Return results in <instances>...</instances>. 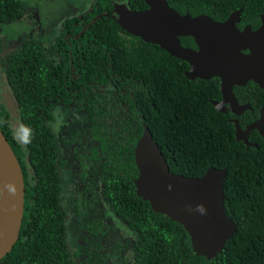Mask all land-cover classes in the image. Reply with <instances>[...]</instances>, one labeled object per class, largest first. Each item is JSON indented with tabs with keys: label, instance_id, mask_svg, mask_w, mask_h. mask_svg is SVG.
<instances>
[{
	"label": "trees",
	"instance_id": "1",
	"mask_svg": "<svg viewBox=\"0 0 264 264\" xmlns=\"http://www.w3.org/2000/svg\"><path fill=\"white\" fill-rule=\"evenodd\" d=\"M88 1H93L92 12L77 27L70 25L66 30L73 37H60L53 47L61 48V60L50 59L34 42L27 44L31 56L21 49L0 59L1 80H6L18 107L15 119L0 89V129L19 162L25 186L19 237L0 264H71L73 255L59 207L55 132L49 121H59L55 113L72 120L70 114L81 108H86L84 117L106 115L99 95L92 93L94 88L83 89L89 85L98 89L108 85V79L115 89L134 97L133 103L126 104L127 117L118 118L106 110L112 123L111 116L116 120L118 146L109 144L112 137L107 145L106 140L101 142L108 151L109 168L103 175L108 207L133 237L136 264H264V139L254 136L256 148L236 143L233 126L211 102L219 98L218 78L189 80L184 76L189 68L185 61L126 33L111 17L94 21L78 36L93 16L110 13L113 0ZM168 4L181 15H205L218 22L241 9L242 21L253 29L264 14V0H168ZM19 6L15 0H0V26L13 20ZM128 6L147 8L143 0H129ZM181 42L196 47L190 37ZM67 90L74 101L88 107L78 102L70 106ZM13 121L23 127L22 134ZM143 124L158 143L170 173L198 178L208 168L226 170L224 207L237 228L213 260L195 256L183 227L154 213L147 201L137 197L133 180L138 172L132 152ZM24 138L30 143L23 144Z\"/></svg>",
	"mask_w": 264,
	"mask_h": 264
},
{
	"label": "water",
	"instance_id": "2",
	"mask_svg": "<svg viewBox=\"0 0 264 264\" xmlns=\"http://www.w3.org/2000/svg\"><path fill=\"white\" fill-rule=\"evenodd\" d=\"M144 3L145 10L134 11L128 2L118 0L110 14L97 15L92 22L103 16L111 17L126 33L185 61L189 69L184 76L189 80L218 78L224 97L232 93L233 86H242L248 79L264 89V14L256 30L247 27L239 32L235 23L241 10L218 22L205 15H181L169 6L168 0H144ZM187 37L193 39L196 49L181 44L180 39ZM4 100L13 118H18L10 93H5ZM17 125L15 122L14 128ZM142 127L133 147L138 172L133 180L137 197L147 201L154 213L183 227L195 256L213 260L237 228L224 207L226 170L208 168L198 178L170 173L151 131L145 124ZM24 197L21 167L0 129V261L18 240Z\"/></svg>",
	"mask_w": 264,
	"mask_h": 264
},
{
	"label": "flooded vegetation",
	"instance_id": "3",
	"mask_svg": "<svg viewBox=\"0 0 264 264\" xmlns=\"http://www.w3.org/2000/svg\"><path fill=\"white\" fill-rule=\"evenodd\" d=\"M15 1L21 5L19 6V12L13 20H8L0 26V45L2 46L0 59L12 51L17 52L25 49L29 47L27 44H33L34 42L41 46L44 52H47L46 55L50 59L61 60V57L58 56L62 51L61 48L53 49L56 46V41L60 40V37L64 40L71 39L73 36L66 34L67 28L70 25L77 27L79 21L86 19L89 13L92 12L93 5V1H87V3L76 6L71 3V0H60L57 10L50 19L46 11L53 0H45V2L38 0L36 3H31L32 0ZM117 1H112V8ZM123 1L128 2V0ZM103 14L108 13L102 12L97 15ZM97 15L83 25L80 33L93 23L92 20ZM235 26L239 32L247 27L254 31L260 26V22L253 29L250 24H245L242 21L240 12L239 21L235 23ZM56 27L60 34L54 38V41L53 31ZM3 28L6 32H3ZM12 29L15 30V33ZM47 35L52 38L49 43H42L37 38H45ZM235 42L237 43V41ZM6 45L7 48H5ZM68 45L71 46L70 43ZM184 47L196 49V47ZM245 53L247 52L245 51ZM69 54L71 57V50ZM70 69H72V63H70ZM1 70L2 62L0 61ZM213 78L203 81H209ZM220 83L219 80L218 90ZM93 88L92 93L99 95L102 110L106 115L99 117L95 114L93 117L90 114L91 116L84 117L83 114H86V108L78 109V113L73 112L70 114L72 120L69 117L62 120L63 134L57 136L55 134L59 207L64 214L66 239L73 255L71 264H136L133 252V237L125 225L119 221L117 215L111 213L108 207L107 187L106 183L103 182V175L109 168L108 151L107 148L103 149L101 142L106 140L105 145H107L108 138L112 137L109 144L118 146L120 137L117 134L118 129L114 122L116 120L113 116L118 118L127 117L128 108L126 109V104L129 105L130 100L133 103L134 97L132 98V93L127 96L122 89H115L111 79H108V85H101L98 89L93 85H89L83 90L89 91ZM0 89H3L5 93L9 92L10 89L5 79ZM66 92L72 98L69 101L70 106L79 103V101H74L72 92L69 90ZM231 92L230 95L227 94L224 97L219 91V98L211 101L216 104V106L213 105V109L217 113L223 114L226 117V122L233 126L236 143L242 144L246 149L256 148L257 143L254 140L258 141V139L254 136L257 135L264 139V89L253 79H248L242 86H233ZM5 93L1 91L3 101V94ZM123 99L125 100L123 101ZM13 101L16 105L14 99ZM61 105L63 104L61 103ZM80 105L88 107L87 103H79L78 106ZM120 107L124 109H119ZM17 108L16 105V112ZM107 109L111 110L113 123L107 115L109 114L106 111ZM91 118L97 122L93 123L90 121Z\"/></svg>",
	"mask_w": 264,
	"mask_h": 264
},
{
	"label": "rangeland",
	"instance_id": "4",
	"mask_svg": "<svg viewBox=\"0 0 264 264\" xmlns=\"http://www.w3.org/2000/svg\"><path fill=\"white\" fill-rule=\"evenodd\" d=\"M40 1H42V2H45V0H40ZM60 0H53V3L52 4H50L49 5V8L47 9V11H46V14H48V17L51 19V17H53V13L55 12V10H57V8H58V2H59ZM88 1V0H87ZM87 1H83V0H71V3L72 4H75L76 6H79V5H81L82 3H87ZM36 2H38V0H32L31 1V3H36ZM12 31L15 33V30L14 29H12ZM5 32H6V30H5ZM53 34H54V37H53V39L54 38H56V36L57 35H59L60 33H58V28L56 27V29H55V31H53ZM37 38H39V40H40V42H42V43H49V42H51V37H50V35H47L45 38H42V37H37ZM54 41H55V39H54ZM5 48H7V45H6V47ZM4 48V49H5ZM25 53H26V56L28 55V56H31V51H30V49H29V47H26L25 48ZM0 82H4V80L2 79ZM1 86V85H0ZM54 116L53 117H58L59 118V121L58 122H51V121H49V125L51 126V129H53L54 130V132H55V134H56V136L57 135H61V134H63V131H62V126H61V123H62V120H64V118L65 117H67L66 115H64L63 113H55V114H53ZM19 131H20V133L22 134V131H23V127H21V128H18V126L16 127Z\"/></svg>",
	"mask_w": 264,
	"mask_h": 264
},
{
	"label": "clouds",
	"instance_id": "5",
	"mask_svg": "<svg viewBox=\"0 0 264 264\" xmlns=\"http://www.w3.org/2000/svg\"><path fill=\"white\" fill-rule=\"evenodd\" d=\"M5 93V92H4ZM7 93H10V92H7ZM10 95H11V93H10ZM5 96V94H3V97ZM11 97H12V95H11ZM12 99H13V97H12ZM4 102H5V100H4ZM7 108V107H6ZM18 114V113H17ZM15 119H17V118H15ZM15 122H17L18 123V125L17 126H19L18 128H21V125L19 124V122L18 121H13V123H15ZM15 130H17V132H18V134H21L20 133V131L17 129V128H14ZM22 143L23 144H25V145H27L28 143H30V139H28V138H24L23 140H22Z\"/></svg>",
	"mask_w": 264,
	"mask_h": 264
}]
</instances>
